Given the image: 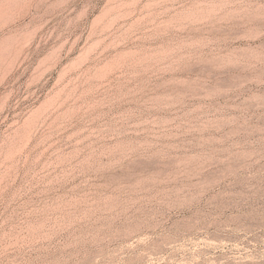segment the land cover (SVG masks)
I'll use <instances>...</instances> for the list:
<instances>
[{"label": "rangeland", "instance_id": "374dc122", "mask_svg": "<svg viewBox=\"0 0 264 264\" xmlns=\"http://www.w3.org/2000/svg\"><path fill=\"white\" fill-rule=\"evenodd\" d=\"M0 264H264V0H0Z\"/></svg>", "mask_w": 264, "mask_h": 264}]
</instances>
